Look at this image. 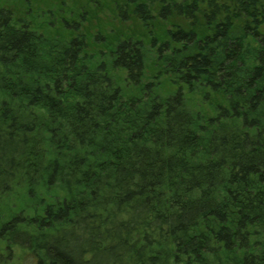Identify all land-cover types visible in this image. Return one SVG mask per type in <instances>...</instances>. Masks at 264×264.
Listing matches in <instances>:
<instances>
[{
  "label": "trees",
  "instance_id": "obj_1",
  "mask_svg": "<svg viewBox=\"0 0 264 264\" xmlns=\"http://www.w3.org/2000/svg\"><path fill=\"white\" fill-rule=\"evenodd\" d=\"M15 1L0 264H264V1L98 0L142 33L93 36Z\"/></svg>",
  "mask_w": 264,
  "mask_h": 264
},
{
  "label": "rangeland",
  "instance_id": "obj_2",
  "mask_svg": "<svg viewBox=\"0 0 264 264\" xmlns=\"http://www.w3.org/2000/svg\"><path fill=\"white\" fill-rule=\"evenodd\" d=\"M100 4H101V0ZM225 2H230V0H222ZM264 1V0H263ZM31 6L38 10H47L50 8H57L58 3L64 4V10L67 11V15L65 17L67 19L70 18H76L77 15L83 14V17H86V22L84 23V26L80 28V31L83 32H90L93 36L97 31L98 25H106V29L102 31L105 35H112V32H117L118 34H135L139 35L142 33V29L138 22H135L134 20H127L123 23L118 21L116 15L111 10L110 6H104L103 8L97 7L98 0H31ZM22 0H19L18 2L15 1V7L19 8L21 6ZM24 8V5L21 6ZM64 10L62 12H57L55 14V17H52L51 21H55L54 23L57 25L61 23L62 16L64 15ZM86 11V14L84 12ZM80 19V18H79ZM177 19H169L165 21H161L164 23L163 25L169 26L170 22H174ZM158 23V21L156 22ZM155 23V24H156ZM100 34V32H99ZM98 34V35H99ZM91 39V38H90ZM92 41V39L90 40ZM13 256L20 255V250L14 249L12 250ZM14 261H10L8 264H13Z\"/></svg>",
  "mask_w": 264,
  "mask_h": 264
}]
</instances>
